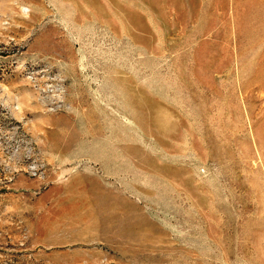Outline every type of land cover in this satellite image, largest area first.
Wrapping results in <instances>:
<instances>
[{"label":"rangeland","instance_id":"obj_1","mask_svg":"<svg viewBox=\"0 0 264 264\" xmlns=\"http://www.w3.org/2000/svg\"><path fill=\"white\" fill-rule=\"evenodd\" d=\"M0 264H264V0H0Z\"/></svg>","mask_w":264,"mask_h":264}]
</instances>
